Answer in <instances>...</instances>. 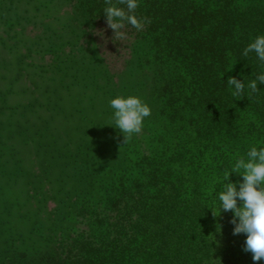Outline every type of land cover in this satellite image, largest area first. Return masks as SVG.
I'll return each mask as SVG.
<instances>
[{
	"label": "trees",
	"instance_id": "1",
	"mask_svg": "<svg viewBox=\"0 0 264 264\" xmlns=\"http://www.w3.org/2000/svg\"><path fill=\"white\" fill-rule=\"evenodd\" d=\"M72 1L85 22L107 19L105 0ZM135 15L144 27L123 28L126 67L148 78L151 115L130 139L82 140L52 211L56 251L0 250V264H264L244 251L246 234L233 235V213L214 216L206 196L264 146V85L239 97L227 85L264 71L254 52L242 55L264 34V0H138Z\"/></svg>",
	"mask_w": 264,
	"mask_h": 264
},
{
	"label": "rangeland",
	"instance_id": "2",
	"mask_svg": "<svg viewBox=\"0 0 264 264\" xmlns=\"http://www.w3.org/2000/svg\"><path fill=\"white\" fill-rule=\"evenodd\" d=\"M74 9L72 0H0L2 251H56L52 211L72 183L67 155L82 140L119 138L108 103L115 96L148 102L145 73L126 67L128 35Z\"/></svg>",
	"mask_w": 264,
	"mask_h": 264
},
{
	"label": "clouds",
	"instance_id": "3",
	"mask_svg": "<svg viewBox=\"0 0 264 264\" xmlns=\"http://www.w3.org/2000/svg\"><path fill=\"white\" fill-rule=\"evenodd\" d=\"M105 4L103 13L115 36L125 35L121 29L126 23L137 30L144 27V22L135 15L138 0H118L117 3L105 0ZM121 4L126 8L119 6ZM253 52L264 67V34L252 38L242 55L248 56ZM227 85L233 97L242 96L246 87L255 93L259 90L258 85H264V71L247 85L244 79L230 76ZM108 103L113 109L111 125L118 128L126 139L140 133L145 118L151 115L150 105L136 95L115 96ZM232 174L242 179L233 181ZM218 185L220 190L217 192ZM206 196L213 205L209 208L214 216L229 211L233 213V235L246 234L244 251L252 253L253 261L264 259V146H252L245 156L236 158L230 169L215 177L214 186L207 191Z\"/></svg>",
	"mask_w": 264,
	"mask_h": 264
}]
</instances>
